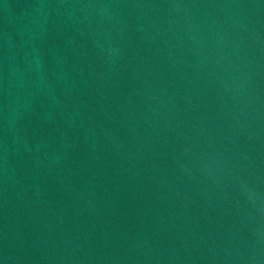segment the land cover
<instances>
[{"label":"water","instance_id":"1","mask_svg":"<svg viewBox=\"0 0 264 264\" xmlns=\"http://www.w3.org/2000/svg\"><path fill=\"white\" fill-rule=\"evenodd\" d=\"M0 264H264V0H0Z\"/></svg>","mask_w":264,"mask_h":264}]
</instances>
